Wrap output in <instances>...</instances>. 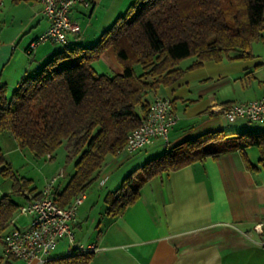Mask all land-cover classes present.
Returning a JSON list of instances; mask_svg holds the SVG:
<instances>
[{
	"label": "trees",
	"instance_id": "16d2710c",
	"mask_svg": "<svg viewBox=\"0 0 264 264\" xmlns=\"http://www.w3.org/2000/svg\"><path fill=\"white\" fill-rule=\"evenodd\" d=\"M262 31L264 0H135L94 44L84 46L77 40L61 46L33 73L25 74L10 97L0 80V131L10 132L36 156L49 158L66 141V156L74 160V170L61 188L53 187L55 202L65 206L89 188L107 155L122 150L128 133L146 117L158 89L203 61H220L227 55L250 58L251 43L262 38ZM107 49L113 51L121 73L95 69L94 63ZM187 57L194 60L183 68L180 63ZM229 134L206 132L144 161L106 195V213H123L153 176L207 156L255 146L264 168V131ZM247 166L254 168L249 161ZM0 173L14 178V194L27 199L40 196L41 191L20 186L1 149ZM19 206L7 194L0 197V235ZM91 256L90 251L72 250L45 264H87Z\"/></svg>",
	"mask_w": 264,
	"mask_h": 264
},
{
	"label": "crops",
	"instance_id": "0c3cea01",
	"mask_svg": "<svg viewBox=\"0 0 264 264\" xmlns=\"http://www.w3.org/2000/svg\"><path fill=\"white\" fill-rule=\"evenodd\" d=\"M134 1L89 0L88 6L76 4L70 16L81 25L78 44H94ZM5 2L10 1L2 0L0 7ZM10 3L12 25L0 35V80L6 85L11 81L15 87L25 74L33 73L60 50L61 45L44 41L33 50L30 60L25 50L31 40L47 29L49 21L38 0ZM25 33L31 35L23 46L21 35ZM251 53L248 59H230L227 55L220 61H203L200 66L186 70L173 84L155 92L154 96L171 98L177 115L169 132L170 146L210 131L232 133L231 122L221 107L264 95V55L252 49ZM193 60L192 57L181 67H188ZM96 62L102 71H122L111 49L103 52ZM252 147L257 153H251ZM154 154L141 155L121 169H113L114 160L112 166L100 171L102 192L98 191V198H94L89 186L71 222L73 242L62 237L50 258L66 256L69 249L79 251L81 246L94 245L87 264H264V231L254 229L256 223L264 222V168L258 162V148L249 146L243 151L221 153L216 158L207 156L155 175L142 185L137 200L123 213L108 215L106 195ZM247 161L254 168L248 167ZM62 178L55 183L59 188L68 180L62 182ZM29 200L32 198H24L19 205ZM17 220L18 217L16 222L21 226ZM8 228L7 222L0 235V250L1 236ZM3 258L0 255V264H11L12 260L25 262Z\"/></svg>",
	"mask_w": 264,
	"mask_h": 264
},
{
	"label": "built area",
	"instance_id": "2783aa9c",
	"mask_svg": "<svg viewBox=\"0 0 264 264\" xmlns=\"http://www.w3.org/2000/svg\"><path fill=\"white\" fill-rule=\"evenodd\" d=\"M41 12L49 21V26L38 37L31 40L26 52L32 55L33 50L44 41L59 43L61 46L80 39L81 25L79 20L70 16L76 4L88 6L89 0H38ZM225 118L236 121L243 118L248 121L264 122V95L245 102L231 103L221 107ZM177 115L168 96L156 95L152 99L149 111L138 127L128 133L126 143L116 155L128 157L138 150L161 140L169 147V132L176 122ZM63 176L58 173L46 180L39 197L29 200L18 207L17 215L8 221L9 228L1 236L2 254L6 259H20L29 264H45L62 237L70 243L74 240L71 222L77 208L85 198L86 191L75 195L71 201L60 206L54 200L53 187ZM27 216L25 226H18V216ZM257 232L264 231V222L254 225ZM94 245L80 247L81 252L95 250ZM69 254L72 252L68 250Z\"/></svg>",
	"mask_w": 264,
	"mask_h": 264
},
{
	"label": "rangeland",
	"instance_id": "374dc122",
	"mask_svg": "<svg viewBox=\"0 0 264 264\" xmlns=\"http://www.w3.org/2000/svg\"><path fill=\"white\" fill-rule=\"evenodd\" d=\"M12 4L10 2H5L3 6L0 7V27L1 32L0 35L4 34V32L8 31L10 26L12 25V15L10 14V9ZM31 34L25 33L21 35L23 37L22 44L25 45L28 36ZM21 37V38H22ZM251 49L253 52H258L264 55V31H262V38L258 41H254L251 43ZM30 60L31 56L28 55ZM30 60H26L29 61ZM192 60V57H187L183 59L180 63L181 66L186 64ZM21 61V60H20ZM94 67L98 72H101L103 69L99 66L97 62L94 63ZM134 69L136 73H140L141 67L140 65H134ZM110 73H114L113 71H109ZM13 73V72H12ZM9 80H13L10 78ZM7 87V96L10 97L13 90V83L9 81L6 85ZM232 133L229 136H233L236 133L244 132V131H257L264 130V122H256V121H248L243 118L237 119L235 122L230 123ZM0 149L4 156V160L6 164L9 165L11 171L14 173V176L17 178L18 183L22 187H27L28 189H40L44 186L46 180L50 179L52 176L62 173L64 178L61 179L62 182H65L70 174L74 170V160H70L67 158V149H66V141H63L58 148L52 153V158H49L47 154L36 156L32 153V151L27 147H21L18 144V141L8 132L7 130L0 131ZM166 147L162 146V141L155 142L154 144H150L146 146L144 149L139 150L132 155L125 157L123 154L121 155H107L104 159L101 171L105 168L112 166L114 160H116L115 167L113 169L124 168L127 164L135 161L137 157L145 154H162L165 151ZM256 151V148L252 147L251 153ZM257 153V151H256ZM154 154V156H156ZM123 158V159H122ZM123 162H121L122 160ZM129 159V160H128ZM121 160V161H120ZM148 160V158L146 159ZM144 162V161H143ZM142 164V163H141ZM120 168V169H121ZM13 183L14 178L9 175H4L0 173V197L3 194L9 195V197L20 203L23 201L24 197L19 194L13 193ZM89 190L94 191V198L97 197V193L99 191L102 192L99 185V177H97L93 183L90 185ZM88 190V191H89ZM87 192V190H86ZM102 203L101 201H99ZM98 209L95 210L97 212ZM17 215V211H15L12 217ZM19 225L28 224V217L21 215L18 216ZM1 248V247H0ZM53 253V252H52ZM0 255L3 257L2 249L0 250ZM5 260V258H3ZM1 264H6V262H2ZM11 264H29L26 262L12 260Z\"/></svg>",
	"mask_w": 264,
	"mask_h": 264
}]
</instances>
